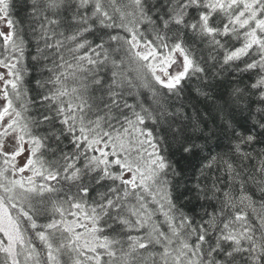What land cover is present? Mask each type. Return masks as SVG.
I'll return each mask as SVG.
<instances>
[{
    "label": "snow or ice",
    "instance_id": "1",
    "mask_svg": "<svg viewBox=\"0 0 264 264\" xmlns=\"http://www.w3.org/2000/svg\"><path fill=\"white\" fill-rule=\"evenodd\" d=\"M0 264H264V0H0Z\"/></svg>",
    "mask_w": 264,
    "mask_h": 264
},
{
    "label": "trees",
    "instance_id": "2",
    "mask_svg": "<svg viewBox=\"0 0 264 264\" xmlns=\"http://www.w3.org/2000/svg\"><path fill=\"white\" fill-rule=\"evenodd\" d=\"M201 107H203V103L201 102Z\"/></svg>",
    "mask_w": 264,
    "mask_h": 264
}]
</instances>
